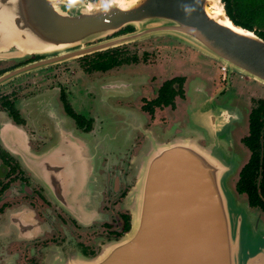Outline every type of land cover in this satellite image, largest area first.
<instances>
[{
	"label": "flooded vegetation",
	"instance_id": "1",
	"mask_svg": "<svg viewBox=\"0 0 264 264\" xmlns=\"http://www.w3.org/2000/svg\"><path fill=\"white\" fill-rule=\"evenodd\" d=\"M112 48L115 65L93 64ZM40 58L0 59V76L22 69L0 82V264H46L52 248L92 256L125 234L145 134L177 133L189 111L199 144L229 133L232 191L264 223V84L157 42L79 56L81 72L63 80L50 67L23 69Z\"/></svg>",
	"mask_w": 264,
	"mask_h": 264
},
{
	"label": "water",
	"instance_id": "2",
	"mask_svg": "<svg viewBox=\"0 0 264 264\" xmlns=\"http://www.w3.org/2000/svg\"><path fill=\"white\" fill-rule=\"evenodd\" d=\"M157 35L264 84V39L234 24L221 0H0V59L41 56L23 69ZM180 133L145 134L125 234L92 256L52 248L46 264H264V223L226 185L236 167L229 137L201 145Z\"/></svg>",
	"mask_w": 264,
	"mask_h": 264
},
{
	"label": "rangeland",
	"instance_id": "3",
	"mask_svg": "<svg viewBox=\"0 0 264 264\" xmlns=\"http://www.w3.org/2000/svg\"><path fill=\"white\" fill-rule=\"evenodd\" d=\"M238 18L243 19V17H241V16H238ZM110 36L111 35H106L104 37H101V38H98V39H94L91 43H94V42H97V41H101V40L107 39ZM147 42H157V44H160L161 45V48H162L163 51H166V50H169V49L172 50L173 49V46H176V48L181 49V51L183 52V54L185 53L186 50H189V51L196 52V53L200 54L201 56H206L203 53L197 51L195 48H193V47H191V46H189L187 44H184L181 41L176 40L175 38H171L170 36H167V35L149 36V37H146V38H142L140 40H134V41H131V42L124 43L123 45L124 46H127L129 49H132L133 46H135V45H138L139 48L140 47H143L144 43H147ZM164 45H166V46L164 47ZM147 48H149V47H147ZM139 50L141 51V49H139ZM128 51L130 52V51H133V50H128ZM206 57H208V56H206ZM77 58L78 57L71 58V59H67V60H63V61H59V62H56V63H52V64H49V65H46L45 68L50 67V69L55 73V76H57V77H61L62 73L65 74V78H61L62 80L63 79H66V77H69L71 75H72L71 77L74 78V77H76L81 72V69H80V61ZM208 58L211 59V60H213L216 63L218 62V61H216V60H214V59H212L210 57H208ZM147 62H150V60L148 59ZM218 63L221 64L220 62H218ZM221 65L224 66V67H226L223 64H221ZM133 67H137V66H133ZM45 68L41 67L40 70L42 71V69H45ZM146 68H149V67H147V66L143 67V69H146ZM233 72L238 73L237 71H233ZM148 73L153 74L154 72L148 71ZM239 74H241V73H239ZM118 75H120V74H118ZM109 77H110L109 79H113L114 76H109ZM79 82L86 83L87 84V87L93 86V83L90 82V79L83 80V81H80L79 80ZM152 83L155 84L156 81L154 80V82H152ZM259 83H261V82H259ZM223 103H227V102H223ZM210 106H211V108L215 107L213 105H210ZM153 130H154V133L156 132L157 134H159V132H157L156 129L153 128ZM194 131H203L204 132V130L201 128V126L196 122V120H195L194 116L192 115L191 111H189V118L187 119V122L184 123V125H182V127H181V133L180 134H186V133L194 132ZM172 135L173 134L171 133V131L169 129L166 132V135H164L163 137H161L162 138V141L165 142V141H167V139L169 140L172 137ZM219 137H222L223 139L224 138L226 139L227 137H229V140H230L229 133H227L226 130H224L223 132H221L220 135H219ZM155 138L157 139L158 137H155ZM216 138H218V135L216 136ZM229 144H230V142H229ZM229 144L228 143L226 144V149H227L226 152L228 154H231L229 156V159L230 160H234V161L236 160V167H235V170H236L237 165H238V156L235 153H233L231 150H229V148H228ZM217 152L220 153L221 156H223V150L221 149V147L218 148ZM224 158H227V157H224ZM235 170L233 171V173L235 172ZM231 175L228 176V178L226 180V185L231 190V192L233 193V195L235 197V200L243 203V200H242L241 196H239V197L236 196L235 193L232 191L231 181L229 180V177H231ZM134 178H135V184H136L137 176H134ZM124 201H125L124 203L127 205V197H125ZM252 213L255 216H257L256 213H254V212H252Z\"/></svg>",
	"mask_w": 264,
	"mask_h": 264
},
{
	"label": "trees",
	"instance_id": "4",
	"mask_svg": "<svg viewBox=\"0 0 264 264\" xmlns=\"http://www.w3.org/2000/svg\"><path fill=\"white\" fill-rule=\"evenodd\" d=\"M224 3V9L234 24H237L248 30H252L264 39V0H221ZM243 17V19L238 18ZM132 30V27L125 26L115 34L124 33ZM121 54V53H120ZM115 48L106 50L104 53H94L95 59H91L93 64L99 62L97 59L100 56L104 57L101 60L102 69L107 66H113L116 63L115 58L120 55ZM126 59H121L125 61ZM236 191L243 192V170L240 171L236 181Z\"/></svg>",
	"mask_w": 264,
	"mask_h": 264
},
{
	"label": "bare ground",
	"instance_id": "5",
	"mask_svg": "<svg viewBox=\"0 0 264 264\" xmlns=\"http://www.w3.org/2000/svg\"><path fill=\"white\" fill-rule=\"evenodd\" d=\"M208 1L210 2L211 0H208ZM210 7H211V6H210ZM213 13H219V8H218V7H215ZM225 22H226L227 24H229L227 20H225Z\"/></svg>",
	"mask_w": 264,
	"mask_h": 264
},
{
	"label": "built area",
	"instance_id": "6",
	"mask_svg": "<svg viewBox=\"0 0 264 264\" xmlns=\"http://www.w3.org/2000/svg\"><path fill=\"white\" fill-rule=\"evenodd\" d=\"M83 1H97V0H83Z\"/></svg>",
	"mask_w": 264,
	"mask_h": 264
}]
</instances>
